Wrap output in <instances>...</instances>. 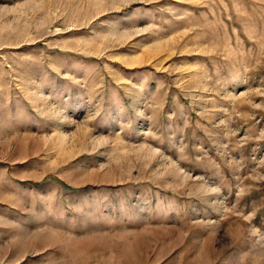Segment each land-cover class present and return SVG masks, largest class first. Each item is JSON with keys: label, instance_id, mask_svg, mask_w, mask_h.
I'll use <instances>...</instances> for the list:
<instances>
[{"label": "rangeland", "instance_id": "374dc122", "mask_svg": "<svg viewBox=\"0 0 264 264\" xmlns=\"http://www.w3.org/2000/svg\"><path fill=\"white\" fill-rule=\"evenodd\" d=\"M0 264H264V0H0Z\"/></svg>", "mask_w": 264, "mask_h": 264}]
</instances>
